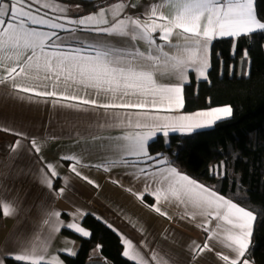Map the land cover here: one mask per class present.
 Returning <instances> with one entry per match:
<instances>
[{
    "label": "crops",
    "instance_id": "1",
    "mask_svg": "<svg viewBox=\"0 0 264 264\" xmlns=\"http://www.w3.org/2000/svg\"><path fill=\"white\" fill-rule=\"evenodd\" d=\"M94 1L98 5L92 8L90 4ZM41 2L67 9L66 15L71 19L86 17L96 13L101 7L108 8L122 3L126 6V15L140 19L141 23H150L143 13L157 0H41ZM254 7L257 15L256 0ZM43 11L47 9H42ZM163 11L169 19L176 15V10L171 5H165ZM258 31L262 30L257 29L251 33ZM180 33L181 29L172 31L170 44L175 47H169L166 42L159 39H156V43H165L164 51L170 57L186 59L187 53L183 49L187 42ZM76 35L85 37L88 33L78 31ZM152 35L158 38L159 30ZM244 35L235 38L219 37L211 41L208 66L205 69L207 78L211 67L213 42L220 39L236 41ZM137 44L141 51L146 50L147 46L143 42L137 41ZM27 55L21 59V64L27 59ZM15 60V55L10 51L0 53V264H6L8 259H13L14 254L25 246L35 247L37 253L44 256L41 264H67L63 255L75 257L80 250L81 241L66 235L64 230H69L82 238H90L91 231L82 225L83 219L88 215L96 217L107 226L111 225L109 228L121 238L123 252L129 251L130 255L139 260V264H226L218 253L227 254L230 259L234 256L227 247L226 239L231 225L218 218L201 215L199 209L191 204H181L174 197L170 196L169 200H164L163 189L168 187L167 181L163 184L157 182L162 177H158L157 181L148 186L144 174L140 171L142 165L116 166L108 171H105L103 166H94L119 159L120 153L129 143L118 139L119 137L147 131L131 126L128 123V116L125 115L127 113L148 111L161 118L167 117L169 122H175L183 115L195 116L199 112L226 107L184 112L185 86L193 80L198 82L207 79L200 77L192 66L188 67L187 78L183 84V107L179 109L173 106L172 110H168L166 99L151 95H128L123 97V102L143 100L150 102L156 99L158 109H105L95 105H82L77 100H65L64 96L75 95L96 99L98 103H115L121 102L120 92L115 96L103 92L98 95L97 89L85 87L74 80L66 81L65 75H60L57 79L52 73L43 70L37 72L36 69L19 76L16 73L7 76L5 68L11 66ZM50 75L52 79L45 78ZM153 79L161 87L179 83L174 73L163 69L154 71ZM16 85L31 90L22 91ZM53 90L58 93L57 96L36 95L37 92ZM68 104L73 107L65 106ZM112 113H119L121 117L116 119ZM232 116L233 109L230 117L216 120L209 127L193 129L191 132L167 129L168 135L174 133L187 135L212 129L218 122L231 119ZM132 120L134 123L135 117H132ZM159 135H163L162 131L157 130L154 137L149 140L147 145L149 155H151L149 145ZM33 140L39 146V152L35 151ZM159 155L168 165L175 168L177 173L186 175L223 196L217 190L183 173L171 163L170 156ZM66 156L79 159L77 171L81 173L80 176L69 167L75 160L62 159ZM48 165H52L55 170L57 174L55 177H51ZM212 169L218 171L219 165ZM49 178L52 180L51 188L46 184ZM89 180L93 183H89ZM157 188L162 190L159 201L156 199ZM223 197L236 203L226 196ZM154 203L167 215L157 213L152 207ZM5 206L9 208L8 215L4 214ZM57 212L60 214L58 218L54 215ZM254 215L256 216L255 213ZM209 220L211 223H208ZM255 222L256 219L252 224V235L246 252L248 259ZM69 223H76L90 235L82 236L64 226ZM57 227L58 232L54 230ZM46 234H50L47 239ZM128 243H131L130 248ZM205 243L208 247H204ZM97 253H100V248L93 252L94 258L98 257ZM130 261L136 264V260ZM250 264L255 263L250 260Z\"/></svg>",
    "mask_w": 264,
    "mask_h": 264
},
{
    "label": "snow or ice",
    "instance_id": "2",
    "mask_svg": "<svg viewBox=\"0 0 264 264\" xmlns=\"http://www.w3.org/2000/svg\"><path fill=\"white\" fill-rule=\"evenodd\" d=\"M254 3L255 0H157L143 13L151 22L141 23L140 19L125 14L126 6L122 3L108 8L101 7L96 13L86 17L71 19L66 15L67 9L59 5L43 4L41 0H0V53L10 51L16 57L12 65L5 68L7 76H12L13 73L19 76L22 73H30L33 69L37 72L43 70L52 73L57 79L60 75H65L66 81L74 80L85 87L95 88L98 95L101 92L112 93L114 96L117 92L121 93V102L115 103H98L96 99L75 95L64 96L65 100H77L82 105H95L105 109H158L156 99L150 102H123V97L128 95H151L166 99L168 110H172L173 106L179 109L183 107V84L187 78L188 67L192 66L200 77L207 79L205 69L208 66V50L213 39L235 38L257 29L264 30V22L257 17ZM165 5H171L176 10L173 18L169 19L164 14ZM42 9L47 11L42 12ZM157 20L167 22L157 23ZM173 29H181L180 34L187 42L183 49L187 53L186 59L170 57L164 51L166 44L156 43V39H159L166 42L167 46L175 47L170 44ZM157 30L160 36L154 38L152 33ZM78 31L88 35L77 36ZM137 41L147 46L145 51L140 50ZM28 53L31 54L27 55ZM25 55L27 59L21 64L20 61ZM161 69L174 73L179 83L159 86L153 79V72ZM52 75L45 78L52 79ZM16 87H20L22 91L31 90L20 85ZM36 95L57 96L58 93L53 90L37 92ZM65 106L73 107L71 104ZM111 115L116 119L121 117L119 113ZM125 115L128 116L131 126L147 131L119 137L118 139L129 141L119 159L94 166H103L104 170L108 171L116 166L142 165L140 171L144 174L148 186L157 181L158 177H162L157 182L163 184L167 181L168 187L163 189L164 200H169L170 196L174 197L181 204H191L199 209L201 215L218 218L231 225L226 239L227 247L234 256L230 259L229 255L218 253L220 259L226 264H250L246 252L252 235V224L256 219L254 213L186 175L177 173L159 154L151 156L147 152L148 142L157 130L167 136V129L191 132L193 129L209 127L216 120L230 117L231 107L199 112L195 116L183 115L175 122H169L167 117L161 118L148 111ZM132 117H135L134 123ZM32 145L35 151L39 152V146L34 140ZM62 159L75 160L69 167L76 175H81L77 171L78 158L66 156ZM48 169L51 177L57 175L52 165H48ZM222 174L220 170L216 172V175ZM88 182L93 183L91 180ZM46 184L51 188L52 180L47 179ZM155 191L159 201L162 190L157 188ZM152 207L160 215H167L160 207H156L155 203ZM4 214H9L8 206H5ZM54 215L58 218L60 214L57 212ZM64 226L82 236L90 235L76 223ZM54 230L58 232L59 228ZM205 230L207 231V227ZM49 235L46 234L45 238H49ZM128 247H131V243H128ZM204 247H208L207 243ZM122 255L129 260H136V264H139V260L130 255L129 251L125 250ZM13 259L17 262L41 264L44 256L39 255L35 247L25 246L14 254Z\"/></svg>",
    "mask_w": 264,
    "mask_h": 264
},
{
    "label": "trees",
    "instance_id": "3",
    "mask_svg": "<svg viewBox=\"0 0 264 264\" xmlns=\"http://www.w3.org/2000/svg\"><path fill=\"white\" fill-rule=\"evenodd\" d=\"M97 5L94 1L90 7ZM256 12L264 22V0H256ZM223 106L233 109L231 119L188 135H159L150 143L149 152L170 156L183 173L253 211L257 218L248 257L255 264H264V30L236 41H214L207 80H193L185 86L184 112ZM215 165L222 175H216ZM82 225L91 231L90 238L64 230L81 241L75 257L63 255L67 264L95 259L135 264L123 257L121 238L104 222L88 215ZM98 248L100 253L94 258ZM6 264L30 263L8 259Z\"/></svg>",
    "mask_w": 264,
    "mask_h": 264
},
{
    "label": "water",
    "instance_id": "4",
    "mask_svg": "<svg viewBox=\"0 0 264 264\" xmlns=\"http://www.w3.org/2000/svg\"><path fill=\"white\" fill-rule=\"evenodd\" d=\"M86 264H109V263L101 259H95V260H89L88 262H86Z\"/></svg>",
    "mask_w": 264,
    "mask_h": 264
},
{
    "label": "rangeland",
    "instance_id": "5",
    "mask_svg": "<svg viewBox=\"0 0 264 264\" xmlns=\"http://www.w3.org/2000/svg\"><path fill=\"white\" fill-rule=\"evenodd\" d=\"M211 51H212V48H211ZM210 70V69H209ZM99 253H97V255H98Z\"/></svg>",
    "mask_w": 264,
    "mask_h": 264
},
{
    "label": "clouds",
    "instance_id": "6",
    "mask_svg": "<svg viewBox=\"0 0 264 264\" xmlns=\"http://www.w3.org/2000/svg\"><path fill=\"white\" fill-rule=\"evenodd\" d=\"M184 135H186V134H184ZM188 135V134H187Z\"/></svg>",
    "mask_w": 264,
    "mask_h": 264
}]
</instances>
